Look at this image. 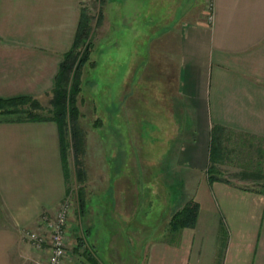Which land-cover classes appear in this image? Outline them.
I'll use <instances>...</instances> for the list:
<instances>
[{"label":"crops","instance_id":"crops-1","mask_svg":"<svg viewBox=\"0 0 264 264\" xmlns=\"http://www.w3.org/2000/svg\"><path fill=\"white\" fill-rule=\"evenodd\" d=\"M87 2L0 0V99L53 91ZM205 4L111 1L109 30L119 18L118 31L123 22L128 31V23L134 24L128 12L143 22L136 29H142L146 48L130 56L141 63L133 66L132 77L142 65L139 78L161 80L159 100L168 122L174 120L175 137L166 139L170 146L160 168L175 175L176 188L187 183L190 199L172 203L154 231L137 226L134 200L113 199L122 216L112 222H121L122 231L96 230L92 242L82 231L66 264H75L76 251L78 264H264V189L228 179L209 182L207 176L214 139L221 142L224 158L244 153L251 163L249 150L262 151L264 0H211L209 9ZM102 161L97 173L111 190L113 172ZM168 180L160 190L171 189ZM124 185L115 184L113 192L132 187ZM66 187L57 123L0 120V264L42 258L25 231L66 202ZM188 201L198 205L194 226L172 230V215Z\"/></svg>","mask_w":264,"mask_h":264},{"label":"rangeland","instance_id":"rangeland-1","mask_svg":"<svg viewBox=\"0 0 264 264\" xmlns=\"http://www.w3.org/2000/svg\"><path fill=\"white\" fill-rule=\"evenodd\" d=\"M111 1L88 0L87 9L91 14L89 59L79 68H76L75 62L69 71L67 90L71 91L72 82L76 78L78 92L73 94V102L77 107L76 119L68 120L67 113L64 118L66 138L70 144L66 155V225L70 232L62 264L68 263L65 258L70 256L69 250H73L78 242H75L76 236L82 231L90 242L94 240L96 230L102 232L115 228L122 231L121 222H112L114 216H122L112 205L113 199L128 197L134 200L135 213L140 221L136 224H141L146 231L157 230L162 225L172 203L190 199L187 183L184 182L182 188L178 183L176 188L175 175L164 174L160 168L164 161L162 154L168 153L170 146L166 139L175 135L174 120L170 121L173 125L168 122L165 103L159 100L163 97L159 94L161 80L155 77L148 83L144 78H139L142 65L136 68L137 72L132 77L133 66L141 63L132 61L130 56L142 54L146 48L142 29H136L143 22L139 21L137 15L128 12L134 21V24L128 23V31H124L123 27L126 22L120 25L118 31L121 23L119 18H114L116 29L109 30V24L113 21ZM134 1L137 0H129ZM210 1L206 0L207 8ZM156 70V75L161 77ZM52 98V93L35 98L37 103L33 110L44 117H52ZM70 128L77 131L76 150L71 149L76 140L70 135ZM260 147V153L255 151V147L249 150L252 153V159H248L251 163L244 161V153L242 157L224 158L222 150L221 158L213 164L216 172L228 180L248 185L254 183L251 186L264 189L263 142ZM86 152L89 156L87 158ZM245 152H248L247 149ZM101 155H105V159H101ZM102 160L113 172L109 186L111 190L105 187L108 180L100 179L97 173L101 166H105ZM169 178L173 182L171 189L160 190L162 182L169 181ZM115 184L120 187L128 184V187H132L122 193L121 190L113 192ZM79 185H83L81 191ZM78 197H82V206ZM102 215H106L104 222L101 221ZM35 251L40 252L36 248ZM74 254V263L78 264L77 251Z\"/></svg>","mask_w":264,"mask_h":264},{"label":"trees","instance_id":"trees-1","mask_svg":"<svg viewBox=\"0 0 264 264\" xmlns=\"http://www.w3.org/2000/svg\"><path fill=\"white\" fill-rule=\"evenodd\" d=\"M91 14L90 12L83 11L80 15V23L78 24L76 36L70 50L64 54L63 60L60 63L58 74L55 77V85L53 88L51 99L52 117H44L41 114L36 113L33 108L34 104L37 103L33 97H15L10 99H0V120L6 121H41V120H53L57 123L59 135H60V149L62 153V163L64 168L65 180L67 176L66 168V155L70 144L67 141L66 133L67 127L65 125V114L67 113L68 120L71 118L76 119L77 107L73 102V94L78 92L76 88L77 79L75 78L71 85V91L68 92V77L69 71L76 62V68H79L84 62L89 59L91 51V41L89 40L90 33ZM73 130V132H72ZM70 128V135L74 136L76 140L75 145L71 149L78 147L77 145V131L74 128ZM71 137V136H70ZM71 139V138H70ZM73 139V138H72ZM74 142V141H73ZM71 143V142H70ZM83 151V148H82ZM222 146L221 142L212 141L210 146V165L207 169L208 181L213 182L216 180L227 181L226 178L218 175L214 165L216 160L221 158ZM78 154V152H77ZM80 154V153H79ZM261 175V174H260ZM258 178V177H257ZM67 181V180H66ZM67 183V182H66ZM83 186V185H82ZM82 186L79 185L81 191ZM84 199V198H83ZM78 202L82 206V197H78ZM79 207V206H78ZM198 213V205L194 201H188L181 209L177 210L170 219V228L172 230H179L184 227H192L195 224ZM78 236V235H77ZM76 236V241L79 242V238Z\"/></svg>","mask_w":264,"mask_h":264},{"label":"built area","instance_id":"built-area-1","mask_svg":"<svg viewBox=\"0 0 264 264\" xmlns=\"http://www.w3.org/2000/svg\"><path fill=\"white\" fill-rule=\"evenodd\" d=\"M208 20H211V15ZM67 204L63 202L51 214L43 215L34 230L25 231L33 248L44 253L42 258L34 259L30 264H62L68 248Z\"/></svg>","mask_w":264,"mask_h":264}]
</instances>
